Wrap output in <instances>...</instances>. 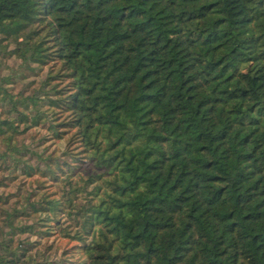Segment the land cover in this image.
<instances>
[{"label": "trees", "instance_id": "trees-1", "mask_svg": "<svg viewBox=\"0 0 264 264\" xmlns=\"http://www.w3.org/2000/svg\"><path fill=\"white\" fill-rule=\"evenodd\" d=\"M0 34L47 70L0 118V264H264V0H0Z\"/></svg>", "mask_w": 264, "mask_h": 264}, {"label": "rangeland", "instance_id": "rangeland-1", "mask_svg": "<svg viewBox=\"0 0 264 264\" xmlns=\"http://www.w3.org/2000/svg\"><path fill=\"white\" fill-rule=\"evenodd\" d=\"M24 39V35H21L18 39H5V36L0 34V89L7 90L10 94L19 97L21 100L13 102L8 99L4 103L0 102L1 119L18 116L20 114L18 111H25V109L28 108V103L24 102V100L39 90L46 78L47 70L45 68L41 69L38 64L28 59L29 55H26L27 59L19 57V49L23 46ZM32 132L25 136H21L19 138L20 143L24 141L29 144L33 140L32 137H35L37 140L40 139L41 136L36 135L34 131ZM39 144L40 142L35 146H39L40 151H42V146ZM17 187L18 186L13 183L11 188L15 191ZM12 205L13 203H10L6 205V207L11 208ZM0 216L2 217L3 215L1 214ZM5 231H7V229H5ZM36 238L37 237H35L34 240H36ZM1 239L3 238L1 237L0 240ZM18 240L19 239L16 237L12 247L16 245ZM25 244L28 248V241H26ZM51 259H58V255L52 254Z\"/></svg>", "mask_w": 264, "mask_h": 264}]
</instances>
